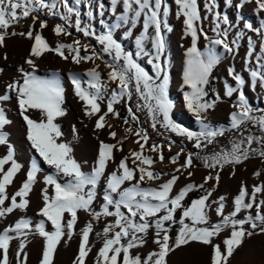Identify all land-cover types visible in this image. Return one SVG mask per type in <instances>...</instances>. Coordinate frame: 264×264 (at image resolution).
<instances>
[{
  "label": "snow or ice",
  "instance_id": "6c2138e0",
  "mask_svg": "<svg viewBox=\"0 0 264 264\" xmlns=\"http://www.w3.org/2000/svg\"><path fill=\"white\" fill-rule=\"evenodd\" d=\"M173 3L175 18H182L183 35L190 38L182 72L183 100L187 111L200 125L198 131L181 126L172 118L174 103L169 97L165 33L173 30L169 23L173 10L168 0H109L108 5L103 0H97L95 7L92 0H71V3L69 0H0V47L5 46L9 35L26 36L33 40L24 61L28 69L23 66L17 69L20 77L7 84L5 94L0 95V105L15 99L19 115L26 125V140L34 150L25 180L10 196L8 187L23 165L16 159L15 148L5 131L12 121L7 118L5 108L0 106V146L6 147V154L0 157V218L15 210H27L29 194L42 171L41 160L51 170L43 177V207L38 213L41 218L33 224L31 218L21 217L0 231V264H10L8 253L13 240L18 241L16 264H27L29 235L43 238L39 264H53L62 239H72L80 210L88 212L96 221L113 218L108 220L102 233H96L97 237L103 238V244L96 254L95 264H167L170 253L193 243L211 248L210 264H228L229 258L246 237L264 234V199H258L259 194H264V185H254L249 192L242 183L234 197L233 209L227 214L226 198L223 195L213 198L221 171L226 166L239 165L252 156L264 160V110L255 109L244 91L246 85L252 90L257 86L264 89V23L254 27L241 16V27L230 20L228 14L221 13L218 0H204L202 9L199 0H173ZM225 3L233 6V0H225ZM255 4L264 13V0H255ZM235 6L242 8L243 0ZM106 9L114 17L111 23L104 19ZM41 15L59 21L54 27L55 35L70 36V29L74 28L83 37L94 39L99 48L82 44L80 39L68 44L58 43L52 48L33 27L27 33L9 32L10 28L29 17L33 26L39 20V28L44 29L47 20L40 19ZM97 17L99 29L94 22ZM206 20L210 22L213 35H209L203 26ZM138 28V34L134 35ZM233 29L238 30L230 40ZM248 32L260 37L259 50L252 36H247L245 70L248 79L233 67L228 68V76L233 83L224 82L223 97L231 99L235 96L232 103L234 111L230 113L227 128L214 127L207 122V113L215 108L222 96L213 89L209 98L212 73L222 57L238 54L240 41ZM117 33H120V38ZM121 38L133 39L135 51L126 50L120 42ZM201 38L207 41L203 51L198 47ZM49 52L75 64L93 63L94 66L83 75L70 74L69 79L74 95L82 102L85 117L95 118L94 132L98 133L106 126L110 129L112 126L106 125V117L111 114L119 119L116 106L123 103L127 105L128 113L123 118L125 124L138 123L136 113L144 111L153 129L160 127L183 137L192 142L193 148L198 151L187 152L184 163L175 167L170 177L164 180L163 174L151 168L155 162L153 157L144 154L149 140L144 129L137 128L134 133L138 138L139 151L130 152L118 164L115 152L123 151V140H115L116 132L109 131L110 138L115 142L106 143L97 136V156L91 171L85 172L75 159L71 144L61 140L63 132L57 120L66 115V110L63 107L65 88L59 73L54 72L49 77L37 74L36 61ZM254 54L255 64L249 66ZM97 60L108 69L106 78L98 70ZM140 61H146L150 71ZM134 97L135 110L132 107ZM32 111L39 113V119L31 118ZM127 131L131 133V127ZM73 132H76L75 125ZM227 133L233 134L228 146L201 157L202 152ZM173 143L168 144L169 151ZM147 150L158 153L159 160L163 162V145L152 144ZM184 153L185 149L181 147L170 162L177 165ZM194 156L202 159L203 166L210 170L209 174L200 184L189 182L176 190L181 176L185 173L186 179L193 176L190 169L194 166ZM110 163L116 164V167L108 173ZM254 175L260 176L261 173L257 171ZM102 182L100 192L98 189ZM154 182H159L156 187L151 186ZM209 182H212L210 187ZM193 192L203 194L185 205L186 198ZM98 195L102 203L96 210L93 204ZM212 212L218 217L215 222L211 220ZM242 212L247 214L241 217ZM49 223L51 230L47 228ZM177 225L173 237L170 233ZM150 229L154 230L153 243L157 249L146 257L134 255L133 249L147 243ZM225 230H229V236L222 245L215 244L214 238ZM92 232L93 225L89 222L77 233L80 241L73 264H86L92 250L89 242Z\"/></svg>",
  "mask_w": 264,
  "mask_h": 264
},
{
  "label": "rangeland",
  "instance_id": "374dc122",
  "mask_svg": "<svg viewBox=\"0 0 264 264\" xmlns=\"http://www.w3.org/2000/svg\"><path fill=\"white\" fill-rule=\"evenodd\" d=\"M71 3V0H69ZM105 5H108L109 0H103ZM241 0H233V6H228L225 0H218L219 10L222 14H228L230 20L234 21L236 24L242 27L241 16L244 20L251 22L254 27H259L264 23V13L256 6L255 0H243V7L238 8L235 5L240 3ZM93 7L96 6L97 0H92ZM171 5L173 14L169 17V23L172 27L170 33H165L166 39V57L168 60V70H169V97L174 103V109L172 112V118L175 122L179 123L181 126L188 127L190 130H199L200 125L195 121L194 116L187 111L186 105L183 100V88H182V72L185 62V52L190 46V38H185L183 35L182 18L177 20L174 15L175 5L173 0H168ZM201 9L203 8L204 0H199ZM118 13L120 9L118 8ZM202 11V15H203ZM40 19L47 20V27L44 29L39 28V20L33 26L32 19L29 17L22 21L19 25L14 26L9 29V32L15 31L25 32L29 31L30 27H33L35 32L40 33L43 38L47 41L50 47L55 48L58 43H72L76 39H80L81 43H88L90 46H96L97 49L99 45L91 37L85 38L81 33H77L74 28L70 29L72 35H60L57 36L54 33V27L59 21L55 18L41 15ZM73 22L75 17L72 18ZM104 19L111 23L114 19L106 9ZM97 29L100 28L99 17L94 21ZM204 28L208 31L209 35L211 33V25L208 20L204 21ZM139 28L136 30L135 34H138ZM238 29H233L229 35V39L234 38V33ZM247 36H252L253 40L256 42L257 51L259 50L260 37L254 33L248 32L246 36L240 41L241 47L239 52L234 57L229 56L227 58L221 59V63L214 69L215 73V90L221 93L222 99L217 102L215 108L207 113V122L210 125L217 128H227L230 122V113L234 111L232 103L235 100V96L230 98L223 97L224 82L227 80L229 83H233L228 76V68L233 67L236 72L241 73L245 79H248V73L245 70V57L247 52ZM117 37L120 38V33H117ZM120 42L125 48L130 51H135V46L133 39H120ZM33 40L28 39L26 36L20 35H9L6 37L5 46L0 47V95L5 94L6 86L8 83L15 79H19L20 73L18 68L23 66L28 69V65L24 63L27 58ZM207 41L203 38L198 42V47L203 51L206 49ZM83 54V52H82ZM5 56L7 58L5 59ZM146 70L150 71V66L147 65L146 61H140ZM37 74L44 77L51 76L52 73H59L60 80L65 88V102L64 109L66 110V115L57 120L61 125V130L63 136L61 140L63 142L70 143L73 148V155L75 159L81 163L83 170L85 172L91 171L94 161L98 152L99 140H103L106 143H114L115 141L110 138L109 131L116 132L115 140H123V151L115 152L116 164L124 156L129 155L132 151H139V146L136 143L138 139L134 133L137 128L144 129L149 140L145 148V155L152 156L154 159V164L151 166L152 170L158 171L163 174V179L167 180L170 174L173 173L174 168L179 166V164L184 163L185 156L187 152H196L198 150L194 149L192 142L187 141L183 137L171 134L165 129L158 127L153 129L151 127V120L146 115L144 111H137V116L139 117L138 123L125 124L123 118L128 115L127 105L119 104L116 106L117 111L120 113V118H114L111 114L106 117V125H111L109 129L107 126L104 130L100 132H94L95 118L89 119L85 117L82 110V102L74 95L73 87L71 85L69 76L70 74L83 75L88 69L92 68L94 65L92 62L75 64L71 60H64L53 52L45 53L37 61ZM99 64V71L102 76L106 78L108 69L105 67L102 61L97 60L95 62ZM255 64V54L253 56L252 65ZM114 87V85H110ZM246 97L248 98L250 104L255 109L264 110V89L259 86L255 90H252L247 85L244 88ZM5 108L7 118L12 121L10 125H7L5 131L9 135V141L15 148L16 159L23 165L22 170L14 178L13 184L8 187L9 195L14 194L15 191L19 189L22 182L26 178V170L30 166L31 158L34 154L26 140V125L19 115L18 105L13 98L12 100L5 102L3 105ZM132 107L135 110V97L132 101ZM30 116L33 119H39V113L36 111L30 112ZM73 125H75L76 132H73ZM131 127L132 132L129 133L127 130ZM99 136V140L96 138ZM233 139L232 133H227L225 136L218 138L215 145L210 146L206 152H202L200 155L211 154L213 150H218L220 147H225L229 145V141ZM173 143L171 151L168 150V144ZM152 144L163 145V156L164 160L161 162L159 160V154L155 152L148 151V146ZM254 147L256 145H253ZM181 147L185 149V153L181 155L180 160L177 165H173L170 160L171 157L180 152ZM6 154V147L0 146V157ZM40 166L42 171L38 174L37 183L33 186L31 193L29 194V205L26 211L15 210L12 214L7 215L5 218H0V231L9 225L14 224L21 217H28L33 220V224L37 222L41 217L38 215L40 209L43 207L42 199V189L45 187L43 184V177L48 174L51 170L43 164L41 160ZM116 164L110 163L107 172L110 173L116 167ZM7 168V166H6ZM194 174L190 179H186V173L181 176L177 185L176 190H179L185 184L189 182H194L200 184L203 182L204 177L209 174V169L203 166L202 159L200 157L194 156V166L190 169ZM257 171L261 173L260 176L254 175ZM235 172V175L232 173ZM221 179L219 186L213 193V198H218L223 195L225 199V213L227 214L233 209L234 197L238 194L241 184H245L249 192L254 185H264V160L258 156H252L248 160L236 166H226L221 171ZM159 182L151 183V186L156 187ZM212 182H209L208 187H210ZM103 182L101 183L100 189L98 191L102 192ZM51 192V189L49 190ZM258 199H264V194H259ZM8 202H6L7 204ZM102 203L101 197L98 195L96 201L93 204V208L99 210V206ZM246 212L240 214L241 217L246 215ZM211 220L213 222L218 220V217L214 212L210 213ZM113 218H102L100 221H96L92 216L83 210L78 212V219L75 226V231L71 240L62 239L61 243L57 246V250L54 254L53 264H73L76 255L78 254V246L80 237L77 235L80 229L85 227L89 222L93 225V232L90 234L89 242L92 246L91 252L86 258V264H95V257L100 247L103 244V238L97 237L96 233H102L108 220ZM245 227H248L247 225ZM48 230H51L50 223L47 225ZM178 227L173 228L170 235L175 236ZM229 230H225L218 237L214 238L215 244L222 245L225 238L229 236ZM154 230L149 231L147 236V243L136 249H133V254H139L142 257H146L149 252L157 249V246L153 243ZM18 247V241L13 240L9 248V261L10 264H16V251ZM43 248V238L39 235H29L26 251L28 253L27 264L32 260L39 264L42 256ZM211 248L207 246H201L199 244L193 243L190 246H182L181 248L173 251L167 257V264H210ZM35 258V259H34ZM32 261V262H33ZM228 264H264V234H254L252 237H246L244 243L234 252V254L229 258Z\"/></svg>",
  "mask_w": 264,
  "mask_h": 264
},
{
  "label": "trees",
  "instance_id": "16d2710c",
  "mask_svg": "<svg viewBox=\"0 0 264 264\" xmlns=\"http://www.w3.org/2000/svg\"><path fill=\"white\" fill-rule=\"evenodd\" d=\"M125 49L129 50L128 48H125ZM213 89H215V73H214V71L212 73V77H211L210 84H209V92H210V97L209 98L212 97V90ZM202 194H203L202 192L190 193L189 196L185 200V205H188L192 199H195V198H197L198 196H200ZM177 218H179V212L177 213ZM176 227H178V225L174 226L173 228H176Z\"/></svg>",
  "mask_w": 264,
  "mask_h": 264
},
{
  "label": "bare ground",
  "instance_id": "6f19581e",
  "mask_svg": "<svg viewBox=\"0 0 264 264\" xmlns=\"http://www.w3.org/2000/svg\"><path fill=\"white\" fill-rule=\"evenodd\" d=\"M34 259H35V258H34ZM32 261H33V260H32ZM32 261H31L29 264H37L36 262H34V261L32 262ZM11 264H12V263H11Z\"/></svg>",
  "mask_w": 264,
  "mask_h": 264
}]
</instances>
